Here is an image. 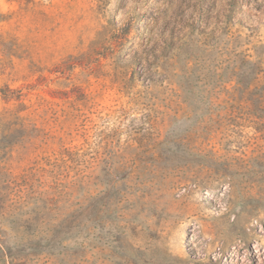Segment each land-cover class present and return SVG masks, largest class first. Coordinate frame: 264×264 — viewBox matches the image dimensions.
<instances>
[{
    "label": "rangeland",
    "instance_id": "374dc122",
    "mask_svg": "<svg viewBox=\"0 0 264 264\" xmlns=\"http://www.w3.org/2000/svg\"><path fill=\"white\" fill-rule=\"evenodd\" d=\"M0 264H264V0H0Z\"/></svg>",
    "mask_w": 264,
    "mask_h": 264
}]
</instances>
